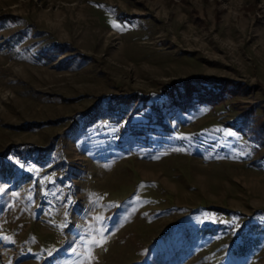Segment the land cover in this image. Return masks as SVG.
<instances>
[{
    "label": "rangeland",
    "instance_id": "1",
    "mask_svg": "<svg viewBox=\"0 0 264 264\" xmlns=\"http://www.w3.org/2000/svg\"><path fill=\"white\" fill-rule=\"evenodd\" d=\"M262 109L264 0H0V264H264Z\"/></svg>",
    "mask_w": 264,
    "mask_h": 264
},
{
    "label": "trees",
    "instance_id": "2",
    "mask_svg": "<svg viewBox=\"0 0 264 264\" xmlns=\"http://www.w3.org/2000/svg\"><path fill=\"white\" fill-rule=\"evenodd\" d=\"M210 84V88H205V83ZM229 84H233L231 81L219 78V77H190L185 80L176 81L170 86V95L174 98V101L182 105H191L193 103H199L203 101H208L211 103H217L220 100H223L224 91H231L228 88ZM200 85V86H198ZM234 85V84H233ZM236 85V84H235ZM202 90H201V89ZM205 88V89H204ZM238 88V87H236ZM198 91L196 94L195 92ZM141 98V99H140ZM139 99L142 102V108L148 106V98L140 97ZM138 98H134L137 101ZM133 101L130 98H122L119 104H129ZM263 113L264 110L262 109ZM163 116L159 114L157 116L158 121H161ZM261 122H264V118L261 119ZM264 129V126H263Z\"/></svg>",
    "mask_w": 264,
    "mask_h": 264
}]
</instances>
